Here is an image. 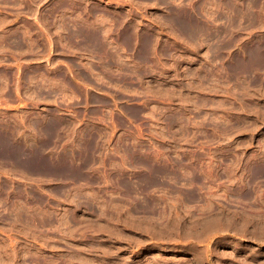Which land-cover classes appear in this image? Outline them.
<instances>
[{"label":"rangeland","instance_id":"obj_1","mask_svg":"<svg viewBox=\"0 0 264 264\" xmlns=\"http://www.w3.org/2000/svg\"><path fill=\"white\" fill-rule=\"evenodd\" d=\"M0 264H264V0H0Z\"/></svg>","mask_w":264,"mask_h":264},{"label":"bare ground","instance_id":"obj_2","mask_svg":"<svg viewBox=\"0 0 264 264\" xmlns=\"http://www.w3.org/2000/svg\"><path fill=\"white\" fill-rule=\"evenodd\" d=\"M259 1H260V0H259ZM113 17H114V16H113ZM113 17H112V18H113ZM113 19H114V18H113ZM116 19H117V18H116ZM118 19H120V18L118 17ZM118 19H117V20H118ZM114 20H115V19H114ZM185 23H186V22H185ZM115 25H116V24H115ZM123 25H125V24H123ZM123 25H121V26H123ZM128 27H129V26H128ZM130 28H131V27H130ZM131 31H132V30H131Z\"/></svg>","mask_w":264,"mask_h":264}]
</instances>
